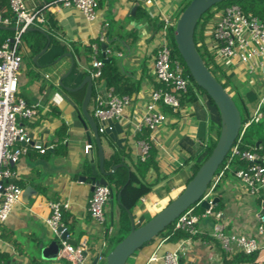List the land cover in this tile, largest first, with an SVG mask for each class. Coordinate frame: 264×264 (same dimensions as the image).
<instances>
[{
	"label": "crops",
	"instance_id": "crops-1",
	"mask_svg": "<svg viewBox=\"0 0 264 264\" xmlns=\"http://www.w3.org/2000/svg\"><path fill=\"white\" fill-rule=\"evenodd\" d=\"M54 1L38 0L32 3L24 0V3L27 8L32 9ZM97 1L99 9L94 22H87L75 8L51 6L42 13L44 24L31 28L44 35L47 49L41 55L40 52L32 56L27 46L22 55L18 96L28 106H36V115L31 119L18 120V126L29 134L34 143L52 149L40 154L28 146L26 155L11 167L15 174L12 182L22 190L31 187L37 196L30 207L17 203L6 222L0 224V264H69L65 260L45 262L40 259L41 248L55 240L44 223L50 214L51 203H69L70 207L63 212L62 218V224L68 232V243L78 245L85 241L88 258H93L98 251H102L105 246L102 238L113 231L114 203L112 207L110 204L105 207L111 224L109 229L102 230L103 237H100L98 225L87 212L92 194L89 184L92 164L88 155H93L97 179L106 180V176L99 172L97 148L90 127L82 117L87 126V130H84L78 119L81 107L58 85L59 79L70 70L71 59L62 57L64 54L54 62L51 59L58 47H64L65 54L72 56L73 66L76 64V74L86 73L89 76L91 60L102 53V50H98L95 54L93 46L97 47V43L102 42L111 52L109 56L117 59L121 71L133 75L135 81H140L139 91L131 98L132 102L121 119L114 123L112 133L99 136L104 157L103 171L109 174L114 166L124 165L131 172V161L138 158L139 154L134 144L139 134H135L134 129L140 123L144 104L154 87L152 67L158 35L163 27L162 18L164 15L170 16L176 22V12L184 0ZM134 5L136 9L131 14ZM51 41L58 47L53 46ZM89 50L91 54H88ZM44 54L47 55L42 57ZM35 57L37 59L34 61ZM92 82L95 95L107 92L103 82ZM76 96L79 102L81 95ZM92 108L90 101L87 111L94 119ZM163 112L166 122L149 133V143L157 152L158 170L150 171L146 176V182L153 184V188L133 210L136 226L150 220L183 191L192 177L191 159L199 154L207 141L209 121L218 120V113L210 106L205 95H200L194 103L182 106L180 111L169 112L163 109ZM253 113L254 110H251L250 117ZM94 121L96 122L95 119ZM87 133L91 137L92 147L85 154ZM117 152L127 154L123 157V164L106 167ZM228 174L223 178L225 183L220 193L215 192V198L220 196V199L217 198L218 202L223 203L221 221L227 224L228 232L252 235L255 232L254 214L258 211L257 202L245 194L240 182L230 172ZM81 177L85 181L80 182ZM111 200L114 201V197ZM213 222L211 218L199 221L196 236L185 245V255L181 257L184 264L229 263L218 242L211 237ZM56 241L60 244L59 240ZM177 245L179 242L156 240L138 250L131 264H160L159 261L150 262V258L156 256L160 259L165 253L174 251ZM258 258L264 260V249L258 253Z\"/></svg>",
	"mask_w": 264,
	"mask_h": 264
},
{
	"label": "built area",
	"instance_id": "built-area-1",
	"mask_svg": "<svg viewBox=\"0 0 264 264\" xmlns=\"http://www.w3.org/2000/svg\"><path fill=\"white\" fill-rule=\"evenodd\" d=\"M30 1L35 3L38 0ZM51 6L75 8L87 22L96 20L99 9L97 0H55L32 9L27 8L24 0H8V16L2 17L0 14V26L13 29L12 37L0 45V224L6 222L14 206L19 203L18 197L22 191L12 182L15 174L10 165H15L26 155L28 146L40 154L52 149L34 143L29 134L18 126V120L31 119L36 115V106H28L18 96V74L25 50L23 36L27 29L44 24L42 13ZM162 21L163 27L158 35L157 51L152 67L154 85L157 88L153 87L149 93L140 123L134 129L135 134H139L144 128L152 132L163 125L166 122L163 109L167 107L174 112L180 111L182 107L180 99L188 91L189 82L184 77L180 62L172 56L166 38L167 29H174L176 22L165 15ZM203 37L208 52L214 56L215 63L231 66L236 78L242 82L249 77V84L259 95L258 106L243 129L250 121L261 120L263 117L261 109L264 107V21L252 15H245L236 5H229L212 13V19L205 26ZM93 51L96 54L98 48L93 46ZM104 54L106 56L111 52L105 49ZM103 63V60L98 58L91 60L89 76L92 80L97 81L101 78ZM90 101L93 105L92 114L96 120L98 136L112 133L114 123L121 119L125 109L132 102L128 96L115 95L113 89H108L103 95L97 93ZM134 144L139 151L138 158L144 161L150 150V144L142 140H136ZM91 147L87 144L84 153L88 154ZM257 149V151L239 152L236 146H232L225 165L215 174L211 186L201 200L171 224V235L182 232L187 234L188 238L180 240L174 251L165 253L160 259L152 256L150 262L184 264L181 257L185 255V245L196 236V226L199 221L207 218L214 221L211 237L218 242L228 264H231L238 254L252 256L264 249V155L259 153L261 147ZM235 157L245 161L247 166L243 169L231 170L229 164ZM226 172H230L240 182L245 194L257 202L258 211L254 214L255 232L252 235L228 232L227 224L221 221V213L213 211L215 187L224 178ZM110 200L111 191L108 185L94 186L87 212L97 225L105 223V207ZM202 202H206L209 207L197 215L195 209L201 206ZM69 207L68 202L51 203L50 214L44 222L52 239L60 241L58 259L65 260L69 264L105 262L106 257L102 251H98L93 258L87 257L85 241L71 245L67 242V238L61 240L65 231L62 224L63 212ZM253 264H264V260L258 258Z\"/></svg>",
	"mask_w": 264,
	"mask_h": 264
},
{
	"label": "trees",
	"instance_id": "trees-1",
	"mask_svg": "<svg viewBox=\"0 0 264 264\" xmlns=\"http://www.w3.org/2000/svg\"><path fill=\"white\" fill-rule=\"evenodd\" d=\"M190 0H184L181 5L179 6L176 12V19L182 13L186 5L189 3ZM241 2L242 0H224V2ZM250 3L252 5L248 6L250 12H252V16L259 19L260 21H264V0H248L244 1ZM222 3L215 5L209 11H207L198 21L197 26L194 32V41L196 45V49L202 58L205 66L208 68L210 73L213 77L222 85V87L228 91L231 90L233 92L232 100L234 101L238 111L240 112L241 117V129L239 132V136L237 141L234 143L233 147L236 146L239 152H246V151H257L258 147H261L259 151L260 154L264 155V107L261 109V113L263 115L261 120H253L250 121L249 125L243 129L244 124H246L250 120V111L255 110L259 103V95L255 91L252 85L249 84L247 81H240L236 78L232 71L231 66H226L225 64H216L214 60V56L212 53L208 52L207 46L204 42L203 32L205 26L208 22L212 19V13L210 11L215 8L219 7ZM229 6V5H228ZM0 14L2 17H6L9 14L8 11V0H0ZM245 14V13H244ZM13 30L11 27H2L0 26V45L5 42L8 38L12 37ZM30 35L32 36V43L27 44L29 47L32 56H36L41 52V50L46 45L45 37L42 33L38 31L32 32H25L24 36ZM23 36V38H24ZM166 38L168 45H170L172 56L177 58L180 62L183 70H184V77L188 80L189 86L188 91L183 97L180 99L181 106H185L186 104L194 103L200 95H205L210 103V106L213 107L216 112L218 113L217 108L215 107L214 103L211 99L207 96V94L199 88L191 78L188 70L186 69L181 57L179 56L174 41H173V29L169 28L166 31ZM52 42V41H51ZM52 45L58 47L56 44ZM102 42L97 43L98 50L102 49ZM66 49L64 47H58L57 53L52 57L51 61H56L60 56L65 54ZM48 54V53H47ZM44 54L42 57L46 56ZM88 54H91V51H88ZM98 59L103 60V68H102V76L99 80L96 81V84H100L101 82L104 83L106 89H113V93L119 97L128 96L130 99L133 95H136L140 89V81H135L133 75L125 74L121 71L120 66L118 64L117 59L114 56H109L106 54L105 59L102 56V53L98 55ZM88 75L86 73L77 75L76 74V64H74L71 73L68 75L67 78L63 80V84H67L68 81H72L73 83L69 85L72 88H76L79 86L81 81ZM61 88V87H59ZM154 88H157L154 85ZM76 94H81L80 103L84 96V88L80 91L76 92ZM95 96V88L94 85L92 87V97ZM169 112H174L171 108H164ZM149 133L148 129H142V131L137 136V140L146 141L149 143ZM220 133V119L218 113V120L217 121H209L208 125V135L207 141L204 145H202L201 151L196 156L192 157L191 162L193 163L191 167L192 176L197 172L200 168L202 163L207 159V157L212 152L213 148L215 147L216 141L219 137ZM150 144V143H149ZM258 144V146H257ZM123 153V152H122ZM120 154L119 152L115 153L112 157L111 163L106 164V167H110L109 165H116V164H123V157H126L127 154ZM227 155L226 160L223 162L222 167L225 165L227 159L229 158ZM247 166L245 161L240 160L239 157H235L231 160L229 167L231 170H238L243 169ZM131 168L132 171L128 172L127 166H120V168L116 169L113 173L108 174L106 176V182L108 183L110 191H111V198L116 197L118 192L123 188L127 182L128 175L130 174L129 183L124 187L119 200V209H120V223L121 225H126L128 228V233L130 232V220L127 214V211L131 214L133 213L134 208L139 203V201L148 195L153 188V184H148L146 182V176L150 171L157 172V152L150 144V150L148 155L144 161H141L139 158H136L134 161H131ZM221 167L216 172L219 173ZM229 172L225 173V176H228ZM224 176V177H225ZM192 178V177H191ZM190 178V179H191ZM219 184V183H218ZM215 187V192L217 186ZM211 184L209 185V187ZM215 198V197H214ZM220 199V196H217ZM171 202V201H170ZM169 202V203H170ZM222 210L221 201L214 204L213 211L220 212ZM204 208L201 206L195 209V213L200 215L203 213ZM168 230L161 232L155 239L151 240L149 243L145 244L143 247L148 246L159 239H167L169 242H179L180 240H185L188 238L187 234L182 232H177L171 235V225L168 227ZM127 233V234H128ZM124 237H119L116 243L113 245L114 248L118 245ZM142 249V248H141ZM258 259V253H254L252 256H244L241 254L236 255L231 264H240V263H249L253 264L255 260Z\"/></svg>",
	"mask_w": 264,
	"mask_h": 264
},
{
	"label": "water",
	"instance_id": "water-1",
	"mask_svg": "<svg viewBox=\"0 0 264 264\" xmlns=\"http://www.w3.org/2000/svg\"><path fill=\"white\" fill-rule=\"evenodd\" d=\"M223 1L224 0H190L176 20L175 27L173 29V41L186 69L188 70L194 83L207 94L218 110L220 119V133L215 147L207 159L202 163L197 172L188 181L183 191L150 220L141 226H136L132 214L127 211L131 225L130 232L108 253L105 264H126L127 260L132 255H134L137 250H140L145 244L155 239L161 232L165 231L171 224H173L180 215L198 203L207 191L216 172L225 161L232 146L238 139L242 126L240 112L232 100V96H230L228 91L222 87V85L213 77L208 68L205 66L196 49L194 41L195 28L200 18L212 7L222 3ZM135 9L136 5L132 7L131 14L135 11ZM27 31H32V29L29 28ZM106 47V45H102L101 49L104 59V51ZM46 49L47 46L41 51L39 55L43 54ZM37 57L34 58V61L37 59ZM62 57H68L71 59L72 68L73 60L71 54H64ZM71 68L59 79L58 85L69 93H75L85 87V94L81 103V110L80 114H78V119L83 125L84 130H87V126L84 123L82 117L86 120L88 126L90 127V131L94 137L97 148L99 172L103 176H107L108 174L103 171L104 157L97 133L96 122L92 117H90L87 111V107L92 96L93 82L90 76H86L76 88L64 86L63 80L68 77L71 72ZM133 98L134 96H132V99ZM86 139L87 143L92 146V140L89 133H87ZM87 158L92 164V176L89 179V184L90 191L93 192L94 186H107L108 183L104 178L97 179L98 172L93 165L94 160L92 153L91 155H88ZM10 166L13 167L14 165L11 164ZM119 166L120 165L114 166L109 174L113 173ZM129 180L130 174L128 175L125 186L129 183ZM79 181L83 182L85 181V178L81 177L79 178ZM124 187L121 188V190L116 195V202L118 205L120 195ZM36 196L37 193L35 190H33L31 187H26L21 191L18 201L24 206L30 207L33 204ZM217 202L218 199L213 198L212 204L214 205ZM110 205L111 207L113 206L112 200ZM200 205L204 209H208L209 207L206 202H202ZM67 237L68 232L65 230L61 236V240H66ZM67 242L69 241L67 240ZM59 250V243L56 240H52L46 247L41 248L40 259L45 262L56 261L58 259Z\"/></svg>",
	"mask_w": 264,
	"mask_h": 264
},
{
	"label": "rangeland",
	"instance_id": "rangeland-1",
	"mask_svg": "<svg viewBox=\"0 0 264 264\" xmlns=\"http://www.w3.org/2000/svg\"><path fill=\"white\" fill-rule=\"evenodd\" d=\"M228 5H236V6H238L242 10L243 13H245V15L246 14L247 15H253L252 12H250V10H249L250 8L248 9V6H250L252 4L247 3V2H244V1H241V2L238 1V2H235V3L234 2L233 3L232 2L231 3L230 2L229 3L228 2H224L219 7L213 8L210 11V14L213 13L215 10L223 9L224 7H226ZM32 40H33L32 39V36H30V35L24 36L22 42H23V45L25 46V49L27 48V44L26 43L30 44V43H32ZM168 47L171 50L170 45H168ZM245 80L248 82L249 77H246ZM67 84L71 85L72 84V81H68ZM65 93H66V95L69 96V98H73L74 99L73 101H74V103L76 105H78V107L79 106L81 107V105H79L78 100H76L78 98V96H76L77 95L76 93H69V92H65ZM228 93L230 94V96H233L234 95L233 92L231 90H229V89H228ZM230 178H232L231 175H230ZM232 180L235 181L234 179H232ZM224 183H225L224 179H222L219 182V184L217 186V189H216V193H220V191L222 190V187L224 186ZM109 187H111V185ZM113 203H114V208H115L114 209V211H115L114 216L115 217H114V220L112 221V225H113L112 226V230L113 231L110 234H108L106 237L102 238V239H104V242H105V246L102 249L103 254H104L105 257L108 255V253L110 252L109 249L113 247V245L116 243V241H117V239L119 237H124L125 238L129 234L128 233L127 226L126 225H121V223H120V217H119V215H120V209L118 208V204L116 202V197H114ZM108 204H110V202ZM221 204H223V203L221 202ZM117 208H118V210H117ZM110 224H111V221H110L109 217L107 216V214L105 213V223L103 225H98L97 226V227H99L98 229H99V232H100L99 235H101L100 237H103L102 236V230L105 229V228L109 229L110 228ZM130 228H131V225H130ZM168 229L169 228H167L166 230H168ZM137 252H138V250L134 254H137ZM133 256L134 255H132L127 260L126 264H131L132 259H133ZM98 264H105V262H99Z\"/></svg>",
	"mask_w": 264,
	"mask_h": 264
}]
</instances>
